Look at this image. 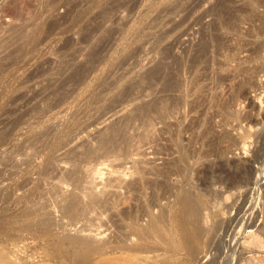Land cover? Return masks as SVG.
Returning <instances> with one entry per match:
<instances>
[{
    "label": "rangeland",
    "instance_id": "1",
    "mask_svg": "<svg viewBox=\"0 0 264 264\" xmlns=\"http://www.w3.org/2000/svg\"><path fill=\"white\" fill-rule=\"evenodd\" d=\"M167 31L190 55L202 37L214 45L211 64L206 59L182 75L189 94L178 112L181 126L176 112L158 119L148 110L162 100ZM70 133L52 159L71 151L82 192L95 196L82 198L79 235L108 244L107 254L87 264H263L264 0H0V170L35 140ZM202 135L211 148L229 149L225 158L250 166V184L234 190L201 176L222 162L197 156L208 150ZM177 145L190 155L181 158ZM64 165L51 163L46 187H74L54 179ZM184 197L200 209L185 210ZM151 217L177 249L151 234L134 262L120 247L136 243L131 224L145 227ZM193 230L202 243L190 241L189 249L177 233ZM39 237L23 245L35 257L22 261L63 264L44 256L48 246Z\"/></svg>",
    "mask_w": 264,
    "mask_h": 264
},
{
    "label": "bare ground",
    "instance_id": "2",
    "mask_svg": "<svg viewBox=\"0 0 264 264\" xmlns=\"http://www.w3.org/2000/svg\"><path fill=\"white\" fill-rule=\"evenodd\" d=\"M224 19L225 18L223 17L222 22ZM221 26L219 28H222ZM224 26L226 25L224 24ZM173 28L174 27H172V29ZM169 34H170L169 31H167L166 35L164 34L165 35L164 38L166 41L164 45L165 47L163 49V57L161 58V62H160L162 63L161 65L162 69L161 68L160 69L161 70L164 69V72L162 71L163 74L161 73L162 76L160 80L158 79L160 81V82L158 81L159 84L161 83L160 85L161 88L159 87L157 92L163 94V95L161 94L162 95L161 98L163 101L160 100L162 101L160 102L158 100L159 98L156 99V101L158 100L160 104L162 103L161 104L162 106H160V108L161 107L162 108L158 111L157 110V108L159 107L157 106L158 101L155 103V101L153 100L154 103H151V101L149 102L151 104L148 110L151 108L150 109L151 114L152 113L157 114L158 117L156 116V118L158 119L160 117L163 119L172 117L173 114L176 112L175 116L178 115L176 121L179 122L181 116H179L180 113L178 112L181 109V106L185 104V101L187 99V98L185 99V97H187L189 94V92H187V89H185V84L183 79L184 77L182 75H184L189 69L193 68L194 66L199 65L203 62H207L206 59L209 60L211 64V61L208 58H210L212 55H209V51H210V47H213L214 45L210 46V42L211 43L213 42L208 40L209 37L208 39L202 37V39L199 40L200 43L197 45L198 47L196 46L197 49L192 55H190L187 47L181 48L180 46H178L181 42L178 41L179 42L178 44V42L173 43V41H170ZM212 35L213 34H211V36ZM214 36H216V34ZM212 39H214V37ZM218 42L219 41H217V44ZM174 47L177 48V50H175L176 51L175 54H173L172 52ZM215 47L217 49V46ZM215 52L216 51L214 50L213 53L215 54ZM212 58L213 57H211V60ZM169 60L171 61L168 62ZM206 64L207 63H204L205 66ZM155 65L156 67L159 68V64L158 66L157 64ZM154 68L153 71L150 70L151 72H149L150 75L149 78L151 77L152 80L151 82H155L157 80V77L160 76L158 70H154ZM161 70L159 72H161ZM190 71L188 74H190ZM218 80L219 79H217V81ZM219 83L220 82H218V84ZM152 90L155 91L156 88L155 89L152 88ZM171 93L176 95H174V97L171 98V96L169 95ZM178 125L181 126L180 122L178 123ZM169 127L170 126L167 125V128ZM181 128L182 127H179L178 128L179 130L176 132L180 133L181 130L183 129ZM72 138L73 135L72 133H70L68 137L52 135L49 138H46L44 141H41V139L35 140L31 145H29V153L21 152L20 155L15 156L16 157L15 162H12V164L10 165H5L6 168L0 170V264H20V263L23 264L24 263V261H22L23 259L29 260L28 258L33 257L34 254L29 253L28 250H30L31 248L27 249V246L24 247L23 245L28 244V241L31 242V239L35 238L34 239L35 241L37 239L36 237L38 236L41 237V238L39 237L40 240L43 239L45 241L43 243L47 244L44 245L48 246L45 247L47 248V250L44 256L49 257L50 259L52 258L54 259V261L60 260L63 264H87L92 259L107 254L104 253L108 245L105 242L106 240L104 242L103 241L97 242L94 241L95 240L94 238H90V236L81 237L79 235V233L84 231V226H82V224L80 225L78 219L81 213L86 208L85 204L83 203V200L87 198L88 194L86 195L85 193L82 192L83 188H81L79 175L74 171V169L76 168H74L75 166L73 167L74 159L71 154V151L70 152L67 151L66 153L64 151V153H62L63 155L61 154L62 156L59 155L60 157L58 156L55 159L54 158L52 159V155L56 153L58 150H63L62 148H65L71 142ZM36 144L38 145L35 146ZM199 144L201 147H207L208 150L199 152L197 155L198 157L202 158L208 155L210 156L212 155L214 158L222 160V162L218 161L214 165L209 164L208 167L209 169H211V171L202 172L201 176H203L204 179H206L209 175H211L212 178L209 183H211L212 186L223 185L226 188H233L234 190L245 188V186L247 185L246 182H249L248 179L253 174L252 173L250 175L251 173L249 170L250 166H248L249 167L248 169L246 166L245 168L244 165L240 166V164H238V161L234 158H233L234 160L225 158L224 156L225 152L229 151V149L219 148L218 150V148L216 147L214 148V146L211 148L210 147L211 143L206 142L204 140L203 135L199 138ZM177 147L178 150L180 151L181 158H186L190 155L186 147H182L180 145H177ZM53 161L56 163H61V164L63 163V165L64 164L67 165V168L64 169L62 168V170L60 169L59 174H57L58 177L55 176L54 179L55 180L56 178L60 179L64 175L60 180L58 179L57 181L60 184L65 185V187L66 186L70 187L72 182L74 187H72L70 190H67V188L66 190H62L61 188L57 189V186L55 189V186L53 185L52 186L48 185L46 187L45 184L47 183L44 184L46 179H50L48 169L49 166H51V163H53ZM241 167H244L245 169ZM42 183L45 185V188L44 186L41 187ZM201 184H204L203 181ZM254 185L258 186L257 184ZM57 192L58 194H56ZM51 194L53 195L55 194L54 199L51 198L53 196ZM84 194L86 195V197L84 196ZM88 196L91 198L93 197L90 196V193ZM89 197L87 200L90 199ZM94 197L92 198L93 200ZM82 198L85 199L82 200ZM99 198L100 197H98V200ZM180 203L183 207H185V210L191 209L193 212H196L200 209L199 203L198 205L196 204L192 205L187 197L182 198ZM10 204L14 205V209L11 210L9 208ZM54 209H56L55 211H57V213L56 212L53 213ZM51 210H53V212ZM80 222H82V220ZM65 226H70V227L72 226L73 230L67 231L66 229L67 227ZM130 226L132 227L131 228L129 227L131 229V230L129 229V231H131L129 232L130 233L129 236L134 237L136 239V243L135 244L133 243L134 245L129 244L130 247L128 246L126 249L124 248L125 250H123L122 248L123 245L119 247L122 249L121 250L122 252L124 251L125 253L127 251V253L131 255L130 257L133 256L132 258L133 259L135 258L134 262L136 260L134 253H139L141 251H144V249H146L145 241L147 243V240L150 238L151 234H154L155 237L159 238L160 243L163 246L171 250L177 249V244H175L170 238L166 239L164 237V231L162 230V228H158L156 226L154 217H151L149 219V222L145 227H140L135 223L134 225L131 224ZM53 231H55V233H53ZM90 232H88L87 234H89ZM177 240L179 241V243L187 246L189 249H191L190 241H197V243H202L201 234L199 231L196 230L195 231L193 230L191 232H183V233L178 232ZM34 241L32 242L35 243ZM28 245H30V243ZM23 248L27 249L28 253H26L23 250ZM116 248L119 249L118 247ZM33 249L31 250L32 252H34ZM117 251L118 250H116V253ZM127 253L125 254V256H127ZM44 256L42 258H44ZM127 257L129 258V256ZM119 258H121V256H119ZM128 263H130V261Z\"/></svg>",
    "mask_w": 264,
    "mask_h": 264
}]
</instances>
